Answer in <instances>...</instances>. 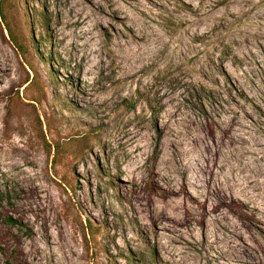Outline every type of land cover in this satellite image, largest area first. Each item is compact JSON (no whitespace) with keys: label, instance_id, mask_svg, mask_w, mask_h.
Segmentation results:
<instances>
[{"label":"rangeland","instance_id":"rangeland-1","mask_svg":"<svg viewBox=\"0 0 264 264\" xmlns=\"http://www.w3.org/2000/svg\"><path fill=\"white\" fill-rule=\"evenodd\" d=\"M4 10L0 264H264V0Z\"/></svg>","mask_w":264,"mask_h":264},{"label":"trees","instance_id":"trees-1","mask_svg":"<svg viewBox=\"0 0 264 264\" xmlns=\"http://www.w3.org/2000/svg\"><path fill=\"white\" fill-rule=\"evenodd\" d=\"M4 2H5V0H0V18H1V21L4 24V28L7 31V34H8L10 41L14 44L16 49H18L20 56L25 59L26 58L25 57V50L21 46V44L18 42V38H17L15 32L13 31L11 25L9 24L6 12L4 10ZM28 66H29V69L32 68L30 64H28ZM3 220L6 224L15 223L14 220L10 216L4 217Z\"/></svg>","mask_w":264,"mask_h":264}]
</instances>
